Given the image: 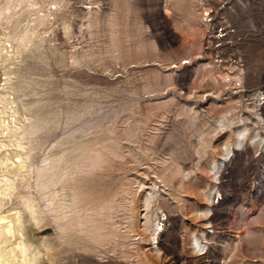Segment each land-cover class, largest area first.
I'll list each match as a JSON object with an SVG mask.
<instances>
[{
	"label": "rangeland",
	"instance_id": "rangeland-1",
	"mask_svg": "<svg viewBox=\"0 0 264 264\" xmlns=\"http://www.w3.org/2000/svg\"><path fill=\"white\" fill-rule=\"evenodd\" d=\"M0 11V206L33 207L21 241L51 264H264V0Z\"/></svg>",
	"mask_w": 264,
	"mask_h": 264
},
{
	"label": "bare ground",
	"instance_id": "bare-ground-1",
	"mask_svg": "<svg viewBox=\"0 0 264 264\" xmlns=\"http://www.w3.org/2000/svg\"><path fill=\"white\" fill-rule=\"evenodd\" d=\"M0 17L2 18V16ZM225 165L224 163V167ZM7 198L5 196L3 197L2 203L4 208L0 206V264H51L42 242L33 238L24 243V241L19 239L22 236L21 232H26L27 230L28 233H32L33 228L35 229V227H33V223L35 222L33 207L29 205L27 201L23 203L19 198L21 201L17 200L19 202L16 203V207L18 206L17 208H19L21 206L23 208L21 216V212L15 211V209L10 210L12 206L9 204ZM2 210H5V212H1ZM24 238L27 239L25 236ZM159 238V236L155 238V243H152L155 249L158 248L157 244H159ZM158 249H160V247ZM204 251V253L196 254V256L200 257L199 259L206 258L209 248L204 249ZM186 261H188L189 264H196V261H193V259H188Z\"/></svg>",
	"mask_w": 264,
	"mask_h": 264
},
{
	"label": "built area",
	"instance_id": "built-area-1",
	"mask_svg": "<svg viewBox=\"0 0 264 264\" xmlns=\"http://www.w3.org/2000/svg\"><path fill=\"white\" fill-rule=\"evenodd\" d=\"M220 199H221V198H220ZM207 231H208L209 234H214V232H213V227H212L211 224L209 225V228H207ZM157 249H158V248H157Z\"/></svg>",
	"mask_w": 264,
	"mask_h": 264
}]
</instances>
